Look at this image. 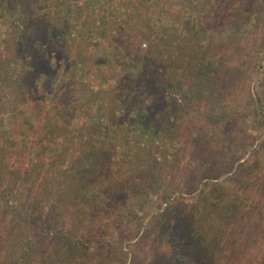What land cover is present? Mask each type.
Returning a JSON list of instances; mask_svg holds the SVG:
<instances>
[{
	"label": "rangeland",
	"instance_id": "374dc122",
	"mask_svg": "<svg viewBox=\"0 0 264 264\" xmlns=\"http://www.w3.org/2000/svg\"><path fill=\"white\" fill-rule=\"evenodd\" d=\"M29 243L264 264V0H0V264Z\"/></svg>",
	"mask_w": 264,
	"mask_h": 264
},
{
	"label": "trees",
	"instance_id": "16d2710c",
	"mask_svg": "<svg viewBox=\"0 0 264 264\" xmlns=\"http://www.w3.org/2000/svg\"><path fill=\"white\" fill-rule=\"evenodd\" d=\"M34 217H35V216H34ZM35 218L40 219V218L37 217V216H36ZM35 218H34L33 223H31V225H32L34 228H36L37 230H39L38 225H37V220L35 221ZM43 221H44V220H43ZM43 221H42V223H43ZM45 222H47V219L45 220ZM49 223H50V221H49L48 223H46V224L48 225ZM41 226H44L45 229H46V226H45L44 224H41ZM38 236H39V233H38V235H37V232H36V237H38ZM33 246H34L33 243H29L28 246H27L26 248L21 249L20 253H19V251H17V252L15 253V256L13 257V259H11V258H10L9 260L5 259V260H4V264H21V258L24 256V254L29 255V254H30L29 251L32 250L31 248H32ZM72 246L75 247L76 244H73Z\"/></svg>",
	"mask_w": 264,
	"mask_h": 264
}]
</instances>
